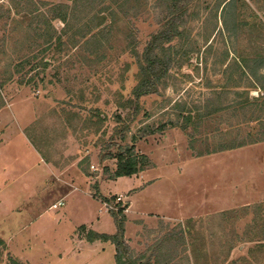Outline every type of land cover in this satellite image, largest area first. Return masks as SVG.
Here are the masks:
<instances>
[{
	"label": "rangeland",
	"instance_id": "obj_1",
	"mask_svg": "<svg viewBox=\"0 0 264 264\" xmlns=\"http://www.w3.org/2000/svg\"><path fill=\"white\" fill-rule=\"evenodd\" d=\"M72 1L0 0V216L3 199L17 204L22 181L37 175L30 154L52 167L49 179L68 182L58 209L47 207L48 182L36 191L48 232L36 243L5 213L0 226L11 230V249H67L73 226L89 222L109 230L116 209L101 200L119 196L117 218L131 219L125 239L137 263L264 264V90L240 67L264 56V0H182L180 35L164 45H173L177 61L158 91L138 100L133 51L162 28L169 1L81 0L80 21L66 34L59 20L50 28L35 21L37 12ZM131 144L141 169L114 177L112 155ZM82 252L86 260L89 250Z\"/></svg>",
	"mask_w": 264,
	"mask_h": 264
},
{
	"label": "trees",
	"instance_id": "obj_2",
	"mask_svg": "<svg viewBox=\"0 0 264 264\" xmlns=\"http://www.w3.org/2000/svg\"><path fill=\"white\" fill-rule=\"evenodd\" d=\"M18 1L28 2V0ZM80 1L81 0H74L71 5H52L46 13L37 12L35 21L39 22L38 24H43L50 28L52 21L59 20L63 24L61 34H66L69 26H71L69 25L71 22L74 20H77V22L80 21V14L82 13L81 8H85V6H80ZM168 1L170 4L166 9V16L162 22V28L151 34L149 41L146 43L141 53H138L135 50L133 51L137 65L136 84L132 89V95L135 100H138L143 95L156 93L159 85L162 83V79L168 74L170 68L177 61V52L174 50L173 45H168L167 48L164 47V45L169 44L175 37H179L180 31L178 26L184 21L185 10H182V7L184 6L178 8V5L182 0ZM93 2L94 0H90V6L93 5ZM232 15L234 19L237 20L238 14L236 13V10H232ZM257 22L258 24H261L259 20ZM98 26L99 25L85 29V32L81 33L80 37L85 38L86 34H89L93 29L98 28ZM46 31L48 39L51 40L52 38H55L52 37L54 35L51 34L50 30L48 31V29H46ZM57 38L60 39V36H57ZM240 65L241 68L247 70V73L253 77L258 88L264 90V71L263 73H257L258 69L264 70V56H261V54H254L250 59H242ZM257 99L258 98L253 101H258ZM250 103H252L250 100H246L243 102V106ZM263 103L264 99L259 105H262ZM131 139L134 141L136 138L133 136ZM112 156L116 160V167L113 173L114 177H129L137 173L142 167L139 159L143 156L138 157V155L134 153V147L132 144L124 148L120 147V149ZM101 202L107 201L106 199H102ZM122 210L123 208L118 207L116 212L111 213L116 226V232L114 234L107 235L88 232L86 234V239L88 241L99 239L101 241L111 242L115 247V264H150L149 261L145 263H140L139 261L137 263L129 256L130 248L124 239V217L117 218V215L121 214ZM2 244L3 242L0 240V246H2ZM9 264L20 263L9 258Z\"/></svg>",
	"mask_w": 264,
	"mask_h": 264
},
{
	"label": "crops",
	"instance_id": "obj_3",
	"mask_svg": "<svg viewBox=\"0 0 264 264\" xmlns=\"http://www.w3.org/2000/svg\"><path fill=\"white\" fill-rule=\"evenodd\" d=\"M7 130L10 133L13 130L12 125L8 126ZM3 136L5 137V139H8V137H6L5 134ZM10 142H13V138H12V141L11 140L7 141V143H10ZM30 155L32 156V159H33L32 161L29 162L31 163L30 166L37 169L36 170L37 175L31 178H28V181L23 180L22 181L23 185L21 186L22 189H18V190L30 191L29 194L33 193V195L30 196V198L28 199H22L20 198L22 197L21 196L22 192L20 193V191H16L18 192V195H17L18 201L17 202L15 201L17 204H14V206H12L11 208L5 206L6 201L5 199H3L4 206L2 207V209L4 213L1 214L0 221L1 219L6 221L7 218L4 219V216H7L5 214L6 212L9 211V213L10 212L15 213L13 214L14 216H11V218H13L14 224L15 222L18 223L17 231L25 232L26 230H30L32 241L36 243L34 241V238H37L38 236L40 237L43 235L46 236L48 233V232L46 233L45 229L43 230V227H45V225L42 220V217H43L42 215L45 212L44 207L46 204H44L43 208L42 206H40L41 203L43 202V199H40L39 197H37L36 191L40 187L46 185V183L42 184V182L44 181L48 182L49 184L47 185L49 186V191H51V194L49 193L48 196H50L51 201L47 207L48 209L50 208L58 209L59 207L65 206V202H64L65 194L64 193L66 191L63 192L62 189L66 188L65 186L67 185L68 182L62 179L61 177H58L56 181H54L53 179H49V174L51 176V173L53 171L52 167L45 166V164L41 163V161H39V159H37L35 155H32V154ZM28 171H29V166L25 170H22V172H19V175L17 177H14L12 179L7 178L9 179L8 185H10L11 182H13V180H15L16 178L18 179V182H19V180L22 179L21 176H25V174H27ZM79 180L82 182V179L80 178V179L74 180L73 183H70V188L71 187L73 189L79 188L77 185V182ZM5 187H6V184L5 185L0 184V194L4 192ZM91 196L93 198H96L97 195L91 194ZM58 200H62L63 204L57 208H52L51 205L56 203ZM1 201H2V198H1ZM4 207L5 209L7 207V211H5ZM130 220L131 219L129 220L127 219L126 221V217H125V220L123 223L124 224V239L126 238L125 227L127 224L128 225L130 224ZM6 226L8 225L6 224ZM93 226L94 224H92V222H89V224H86V225L82 224V225L73 226L71 234L69 235L71 246L68 247L67 249H62V250L59 249L60 251H51L50 249H43L41 246L39 249H35V244H32V246H29V249L31 250L29 253L25 251L26 245L19 246L18 250L11 249L9 242L7 241V237L8 238L11 237L10 235L11 230L7 229V227L3 229V226H0V240L3 242V247H5V250L3 251L4 255H3L2 264H6L9 258L16 260L20 264H62V262H64L66 259L69 260L68 261L69 263L67 264H101L103 262L101 257H105L107 260H109L107 261L108 264H115V259H114L115 247L111 242L101 241L99 239H95L92 241H88V240L86 241L85 239L86 232L88 230L89 232H92L94 234H107V235L114 234L116 231L115 223L113 222L112 228L109 230L99 231V230H95ZM128 240L125 239L126 242ZM84 248L89 250V253H90V256H87V258H85L86 260H84V252H82ZM52 254L54 255L52 256ZM105 258L104 260H106Z\"/></svg>",
	"mask_w": 264,
	"mask_h": 264
},
{
	"label": "built area",
	"instance_id": "obj_4",
	"mask_svg": "<svg viewBox=\"0 0 264 264\" xmlns=\"http://www.w3.org/2000/svg\"><path fill=\"white\" fill-rule=\"evenodd\" d=\"M120 201H121V199H120V197L118 196V197L116 198L115 203L120 202ZM102 203L105 204L106 209L109 208V209H113V210L116 209V210H117V207H115L116 205H114V204H115L114 202H113L112 204H109L108 202H102ZM62 204H63V201H62V200H58L56 203L52 204L51 207H52V208H57V207L61 206ZM109 209H107V210H109Z\"/></svg>",
	"mask_w": 264,
	"mask_h": 264
}]
</instances>
